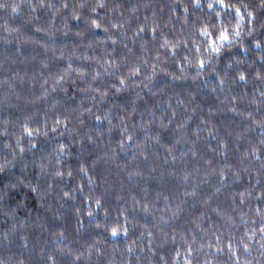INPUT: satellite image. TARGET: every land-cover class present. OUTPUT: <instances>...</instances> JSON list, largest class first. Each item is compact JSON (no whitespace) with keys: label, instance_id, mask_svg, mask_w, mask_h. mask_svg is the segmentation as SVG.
<instances>
[{"label":"trees","instance_id":"trees-1","mask_svg":"<svg viewBox=\"0 0 264 264\" xmlns=\"http://www.w3.org/2000/svg\"><path fill=\"white\" fill-rule=\"evenodd\" d=\"M193 2L0 0V261L264 264V10Z\"/></svg>","mask_w":264,"mask_h":264},{"label":"snow or ice","instance_id":"snow-or-ice-1","mask_svg":"<svg viewBox=\"0 0 264 264\" xmlns=\"http://www.w3.org/2000/svg\"><path fill=\"white\" fill-rule=\"evenodd\" d=\"M215 4H219L221 8L228 9L230 13L234 12L235 17L239 18V19H243V16L241 15L242 8H243V10L247 11V9L249 7V5L247 3H243L241 6L238 7L236 4L231 3L230 0L227 3H226V0H214V3H209L207 5V7L211 10V9L214 8ZM65 7H67V5H65ZM81 7H83V5H81ZM96 7L104 8L105 5L102 2H98ZM193 7L194 8H200L201 7L200 0H194ZM259 7H260L261 10H264V0H260ZM13 10L15 11V9H13ZM247 15L249 17H253V22L255 21V17L253 16V12H247ZM91 24L96 29H100L101 28V25L99 23H97V21L95 19L91 20ZM261 27H264V24H262ZM105 31H107V29H105ZM139 31H144V29L141 28V29H139ZM249 31L251 33V29ZM201 34L205 35V36H209L210 35L206 27H202V33ZM239 34H240L239 31H236L234 33V36H239ZM217 39L219 41H222L223 43L220 44L219 46H217L216 43L213 42L211 50H212V52H214L216 54H219L222 47H224V46H226V45L231 43V40H230V37H229L227 29H221L219 31ZM113 43H115V41H113ZM261 43H264V41H261V42L257 43L256 47L260 48L261 47ZM168 46H169V41L165 40L163 45H162V47H168ZM204 68H205V64H204L203 61H201L199 63V69H204ZM135 74H138V69L133 72V75H135ZM197 74H199V72ZM94 79H95V77H94ZM239 79L241 81H244L245 80V75L244 74H240L239 75ZM120 83L124 84V81L121 80ZM221 83H223V81H221ZM261 95L264 96V92H262ZM97 119L99 120V117ZM57 123H59V121H57ZM261 126L264 127V120L261 121ZM25 132L27 133L28 136L32 135V132L28 128H25ZM253 154H255V153L253 152ZM56 175L59 176V175H61V173L59 171H57ZM65 195L67 196V193H65ZM260 232L262 234H264V227L260 228ZM111 234H112V236H116L118 234L117 229L113 228ZM249 239H252V237H249ZM243 247H244L245 251H248V245L247 244H244ZM262 247H264V245H262ZM229 248L231 249V245H229ZM220 251H223V249H220ZM49 259L51 260L52 257H49Z\"/></svg>","mask_w":264,"mask_h":264},{"label":"clouds","instance_id":"clouds-1","mask_svg":"<svg viewBox=\"0 0 264 264\" xmlns=\"http://www.w3.org/2000/svg\"><path fill=\"white\" fill-rule=\"evenodd\" d=\"M0 264H6V262H4V261H0Z\"/></svg>","mask_w":264,"mask_h":264}]
</instances>
